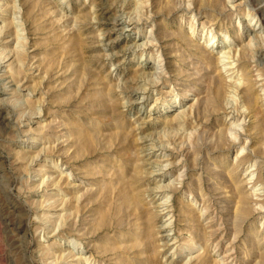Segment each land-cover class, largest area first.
<instances>
[{
    "label": "rangeland",
    "instance_id": "374dc122",
    "mask_svg": "<svg viewBox=\"0 0 264 264\" xmlns=\"http://www.w3.org/2000/svg\"><path fill=\"white\" fill-rule=\"evenodd\" d=\"M260 79L264 0H0V264H264Z\"/></svg>",
    "mask_w": 264,
    "mask_h": 264
},
{
    "label": "bare ground",
    "instance_id": "6f19581e",
    "mask_svg": "<svg viewBox=\"0 0 264 264\" xmlns=\"http://www.w3.org/2000/svg\"><path fill=\"white\" fill-rule=\"evenodd\" d=\"M256 8H257V6H256ZM254 16H255V15H254ZM259 24H260V23H259ZM253 27H254V26H253ZM249 28H250V27H249ZM254 28H255V27H254ZM256 29H257V28H256ZM252 30H253V29H252ZM252 34H253V33H252ZM257 36H258V34H257ZM257 36H256V37H257ZM259 36H260V35H259ZM210 41H211V40H210ZM250 42H251V41H250ZM209 43H210V42H209ZM140 44H141V43H140ZM142 44H143V43H142ZM142 44H141V45H142ZM144 44H145V43H144ZM145 45H146V44H145ZM210 45H212V44H208V46H210ZM142 46H143V45H142ZM209 56H210V55H209ZM219 56H220V55H219ZM225 56H226V55H225ZM229 56H230V54H229ZM235 56L237 57V55H235ZM217 58H218V57H217ZM223 59H224V58H223ZM251 59H252V58H251ZM229 60H230V59H229ZM222 61H223V60H222ZM218 62H220V61L218 60ZM226 63H228V62H225V64H226ZM225 64H224V65H225ZM221 65H222V64H221ZM232 65H233V64H232ZM225 66H227V65H225ZM229 67H230V66H229ZM257 79H258V78H257ZM259 81L262 82V79L258 80V82H259ZM257 84H258V83H257ZM255 85H256V84H255ZM263 85H264V83L262 82V83L260 84V86H263ZM243 88H244V87H243ZM246 90H247V89H246ZM246 90H245V91H246ZM262 90H264V88H263ZM252 176H253V175H252Z\"/></svg>",
    "mask_w": 264,
    "mask_h": 264
}]
</instances>
